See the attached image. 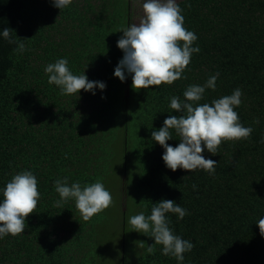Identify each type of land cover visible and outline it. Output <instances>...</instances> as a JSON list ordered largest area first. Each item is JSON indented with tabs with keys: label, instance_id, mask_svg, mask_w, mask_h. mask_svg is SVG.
<instances>
[{
	"label": "trees",
	"instance_id": "1",
	"mask_svg": "<svg viewBox=\"0 0 264 264\" xmlns=\"http://www.w3.org/2000/svg\"><path fill=\"white\" fill-rule=\"evenodd\" d=\"M177 3L200 52L179 80L135 90L131 76L125 82L114 76L124 55L117 41L131 25V0H73L62 12L51 0H0V30H13L11 37L25 39L28 49L17 54V45L0 36V188L29 170L40 193L24 232L0 239V264H178L161 245L148 253L154 239L127 222L140 212L150 215L165 199L188 212L183 220L168 214L174 233L195 245L183 264H264L257 225L264 217V0ZM59 58L68 59L73 74L85 73L106 89L61 95L44 72ZM217 72L215 90L206 89L198 103L240 88L242 103L234 110L253 132L223 141L214 155L205 150V158L217 162L215 174L172 171L151 133L179 115L169 107L171 97L185 99L188 86L204 85ZM167 143L179 144L174 130ZM119 160L124 211L115 263L110 251L117 235L111 241L106 234L111 205L85 222L73 200L55 207L54 182L101 181L111 194Z\"/></svg>",
	"mask_w": 264,
	"mask_h": 264
},
{
	"label": "clouds",
	"instance_id": "2",
	"mask_svg": "<svg viewBox=\"0 0 264 264\" xmlns=\"http://www.w3.org/2000/svg\"><path fill=\"white\" fill-rule=\"evenodd\" d=\"M51 2L62 12L72 5L73 0ZM142 7L144 15L140 22L121 30L123 35L118 39L117 47L124 55L114 71V76L122 82L131 76L135 90L179 80L190 64L192 54L200 52L198 46L193 47L197 35L184 27V16L177 0H143ZM11 32L13 30L4 28L0 30V36L17 45L13 50L15 53L23 54L28 50L25 39H13ZM68 65L67 58H59L44 67L48 83L57 86L61 95L80 94V90L95 95L97 88L106 89L104 82L90 81L85 73L73 74ZM219 75L217 72L210 76L204 85L188 86L183 93L185 99L171 97L169 107L179 115L167 117L159 130L152 131L153 141L165 149L162 159L168 169L182 168L191 172L202 169L215 174L217 162L206 159L205 150L214 155L223 141L246 139L253 132L252 127H245L239 121V114L234 110L242 103L240 88L210 104L198 103L206 89L215 90ZM173 130L179 137L176 147L167 143L172 139ZM196 187L193 185L194 190ZM54 190L59 194L55 207L73 200L85 222L112 203V196L101 181L82 186L78 181L69 184L68 178L63 177L55 180ZM39 196L37 177L29 170L14 174L6 186L0 188V239L24 232L26 218L37 209ZM169 213L176 214L179 220L188 215L181 204L165 199L152 205L150 215L140 212L127 222L134 231L154 239L155 243L147 248L148 253H153L156 245H161L163 255L174 257L178 264H183L184 254L191 252L195 245L176 235L169 227ZM257 225L264 237V217Z\"/></svg>",
	"mask_w": 264,
	"mask_h": 264
},
{
	"label": "rangeland",
	"instance_id": "3",
	"mask_svg": "<svg viewBox=\"0 0 264 264\" xmlns=\"http://www.w3.org/2000/svg\"><path fill=\"white\" fill-rule=\"evenodd\" d=\"M179 0H177L178 2ZM143 0H131V12H132V18H131V24L133 23H139L141 18L143 17ZM121 146L118 144V150L120 151ZM118 167V172L117 175H114L112 178L113 182L117 184V186L111 188V196H112V203L110 213L108 214V217L111 219V223L107 226L106 228V234L108 236V239L112 241V239L116 240V235H117V240L115 246L111 249L110 251V260L111 262H117L120 254V234L122 233L123 230V199L121 191H120V169H121V164L120 160L117 164ZM119 188V190H117ZM117 190V191H116ZM131 194L132 191H131ZM126 201L127 198L125 199ZM130 214V210L128 211Z\"/></svg>",
	"mask_w": 264,
	"mask_h": 264
}]
</instances>
